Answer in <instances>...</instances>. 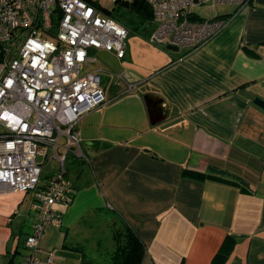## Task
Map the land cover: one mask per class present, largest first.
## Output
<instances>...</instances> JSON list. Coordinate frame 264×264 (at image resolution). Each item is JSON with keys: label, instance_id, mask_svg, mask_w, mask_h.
<instances>
[{"label": "crops", "instance_id": "1", "mask_svg": "<svg viewBox=\"0 0 264 264\" xmlns=\"http://www.w3.org/2000/svg\"><path fill=\"white\" fill-rule=\"evenodd\" d=\"M222 6L225 25L199 48L128 47L123 58L90 51L109 101L76 124L88 159L70 157L77 194L57 204L63 224L42 238L53 264H102L103 239L108 255L124 220L146 244L140 264H212L227 237L234 245L224 264H264V108L254 102L264 99V0ZM148 94L163 99L155 123ZM34 198L0 189V264H22Z\"/></svg>", "mask_w": 264, "mask_h": 264}, {"label": "built area", "instance_id": "2", "mask_svg": "<svg viewBox=\"0 0 264 264\" xmlns=\"http://www.w3.org/2000/svg\"><path fill=\"white\" fill-rule=\"evenodd\" d=\"M145 1L153 11L150 41L167 49L201 47L225 25L218 6L243 9L252 2ZM204 4H211L213 17L196 12ZM130 34L131 28L106 13L99 0H0V189L35 191L22 264L54 263L55 252L42 250L41 241L49 225L63 224L57 204H70L77 194L67 161L88 159L76 124L109 101L103 69L88 66L90 51L123 58ZM50 150L49 160H58L60 167L44 181L38 156L47 158Z\"/></svg>", "mask_w": 264, "mask_h": 264}, {"label": "trees", "instance_id": "3", "mask_svg": "<svg viewBox=\"0 0 264 264\" xmlns=\"http://www.w3.org/2000/svg\"><path fill=\"white\" fill-rule=\"evenodd\" d=\"M106 13L128 25L134 30L146 28L147 32L153 24V11L145 0L132 2L121 1L116 3L113 10ZM184 174L200 179L212 178L233 184L241 185L242 181L214 173H203L184 169ZM245 189V187H243ZM116 248L106 255L109 259L102 264H140L147 251V247L135 229L125 220L114 227ZM234 245V238L227 237L221 249L214 257L212 264H224Z\"/></svg>", "mask_w": 264, "mask_h": 264}, {"label": "rangeland", "instance_id": "4", "mask_svg": "<svg viewBox=\"0 0 264 264\" xmlns=\"http://www.w3.org/2000/svg\"><path fill=\"white\" fill-rule=\"evenodd\" d=\"M99 3L102 6V8L105 9V11L113 10L116 7V3L112 2L111 0H99ZM222 9H223V6L217 7L218 11H221ZM196 12L204 18H211L214 15V10H213L211 4H204L202 6L197 7ZM152 27H153V24L147 32L144 31L146 28L145 29L140 28L139 30H134L131 28V34L127 40L128 47H132L136 53L138 52V49L141 50V49H144V47H161V46H158L156 44H153L150 41L149 33L152 30ZM97 57L99 59L103 60L104 62H106L107 65H109L113 68H116L119 64V62L116 60V58L113 55L108 54V53H101L100 52L97 54ZM52 155H53L52 150H50L47 158H45L42 155L38 156V161L44 162V164H43V166H44V174H43L44 181L47 180V178H48L47 175L49 173H51L54 170V168H56L58 165L56 159H54L52 161L49 160ZM76 160H77V158H76ZM67 166H68V172H69L68 177L72 178V173L75 170H74L73 166H71V164H70V158L67 161ZM103 240H105L104 242L109 245V243L107 242L108 241L107 238H104ZM106 244H103V246L101 247L102 252L97 254L96 259L99 261L105 262L109 259L105 254Z\"/></svg>", "mask_w": 264, "mask_h": 264}, {"label": "water", "instance_id": "5", "mask_svg": "<svg viewBox=\"0 0 264 264\" xmlns=\"http://www.w3.org/2000/svg\"><path fill=\"white\" fill-rule=\"evenodd\" d=\"M171 50H178L179 48L176 46H169L168 47ZM145 99L148 103V106L150 108L151 113L153 114L152 121L155 123L157 121H160L164 118L163 112L164 109L162 107L163 99L159 96H155L152 94H148L145 96ZM254 102L258 104L259 106L264 108V99L261 97H256L254 99Z\"/></svg>", "mask_w": 264, "mask_h": 264}]
</instances>
